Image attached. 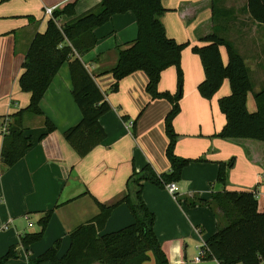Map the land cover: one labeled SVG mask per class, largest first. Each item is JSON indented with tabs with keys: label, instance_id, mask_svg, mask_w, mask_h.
<instances>
[{
	"label": "crops",
	"instance_id": "obj_1",
	"mask_svg": "<svg viewBox=\"0 0 264 264\" xmlns=\"http://www.w3.org/2000/svg\"><path fill=\"white\" fill-rule=\"evenodd\" d=\"M74 3L75 16L61 17L60 27L95 9L101 0H0V117L12 116L30 103V94L21 90L19 80L30 45L39 33L46 31L51 19L44 14L45 9L63 10ZM162 4L166 13L161 21L167 35L180 44H189L181 59L185 86L181 113L174 121L180 137L175 153L194 160L205 157L207 162H193L185 168L176 198L167 188L147 183L142 198L155 215L154 232L169 264H219L197 258L205 243L227 222L208 207L190 208L185 200L200 197L210 202L213 193L222 190L215 185L219 163L235 158L226 189H256L259 209L264 211V149L216 137L227 122L219 101L231 95V85L226 80L212 100L202 98L198 87L205 80V71L193 48L208 45L205 39L217 31L244 57L250 75H254V90L259 92L264 88V26L251 20L246 0H216V6L213 0H162ZM215 11L220 14L215 15ZM95 36L97 45L83 57V62L112 107L100 120L107 138L86 158H80L65 140V132L81 121L82 114L72 95L69 67L64 66L41 103L45 116L25 118L26 134L33 139L26 156L12 168L0 159V258L13 247L18 255L5 264H35L59 240L62 246L58 256L64 257L72 232L98 216L96 201L113 206L123 200L134 170L139 172L151 165L158 174L170 172L165 155V119L171 111L170 103L151 99L143 72L123 79L117 93L111 91L115 82L111 71L119 62L117 48L130 46L138 37L134 13L115 15L95 30ZM220 52L224 65H228L227 49L220 47ZM159 90L176 93L175 67L163 72ZM247 108L251 113L257 111L253 93L248 95ZM46 118L55 124L56 131L40 140L47 133ZM134 120L137 137L130 126ZM2 146L0 134V154ZM245 148L250 149V157ZM49 211L53 213L42 240L22 246L25 235L41 232L40 220ZM133 223L128 205L120 204L101 235ZM149 258L143 264H156L153 253H149Z\"/></svg>",
	"mask_w": 264,
	"mask_h": 264
},
{
	"label": "trees",
	"instance_id": "obj_2",
	"mask_svg": "<svg viewBox=\"0 0 264 264\" xmlns=\"http://www.w3.org/2000/svg\"><path fill=\"white\" fill-rule=\"evenodd\" d=\"M213 3L216 6V0ZM75 8L74 3L55 11L46 31L39 33L30 45L19 80L21 90L30 94V103L12 116L0 117V120L10 121L8 131L3 135L1 161L12 168L26 156L33 139L26 134L25 118L27 115L45 116L41 103L55 77L66 65L73 84L72 95L82 119L65 132V140L80 158H86L106 140L107 133L100 120L112 111V107L85 66L83 57L97 45L96 29L106 25L115 15L133 12L137 20L138 37L130 46L117 48L119 62L111 71L115 79L111 91L117 93L123 79L143 72L148 78L146 91L151 99L170 103L171 111L165 119L168 139L165 155L170 163V172L158 174L151 165L139 172L134 170L127 181V194L123 200L113 206L96 201L98 216L72 232L70 248L64 257L58 256L62 246L59 240L35 264H143L150 259V252L156 264H169L154 232L155 215L146 206L142 193L146 183L161 189L171 183L179 184L183 171L192 162H207L205 157L193 161L175 153L180 137L175 131L174 121L181 113L180 102L184 97L185 86L181 59L189 44H180L167 35L161 21L166 13L162 0H101L95 9L60 27L58 20L63 16H75ZM246 10L253 22L264 26V0H246ZM216 14L220 13L215 11ZM205 41L208 45L193 48L205 71V80L198 87L201 97L212 100L226 80H229L232 90L231 95L219 101L227 122L216 137L230 142H243L248 148L264 149V88L255 92L248 64L232 42L217 31ZM220 47L228 51V65L223 63ZM171 67L177 70V91L174 94L160 92L162 74ZM250 93L254 94L257 104L254 113L247 108ZM45 126L47 133L40 140L56 131L55 124L48 118ZM133 129L136 137V123ZM248 148L245 149L250 157ZM235 163V158L219 163L215 185L222 190H216L210 202L195 197L186 199L185 203L190 208L208 207L215 215L221 214L227 222L201 248V251L206 252V260H216L219 264H264V211L259 209L257 190L234 192L226 189L229 173ZM120 204L128 205L134 223L117 232L101 235L113 210ZM52 213L47 212L40 220L41 232L22 238V246L27 247L42 240ZM17 256L16 248L13 247L0 258V264Z\"/></svg>",
	"mask_w": 264,
	"mask_h": 264
},
{
	"label": "built area",
	"instance_id": "obj_3",
	"mask_svg": "<svg viewBox=\"0 0 264 264\" xmlns=\"http://www.w3.org/2000/svg\"><path fill=\"white\" fill-rule=\"evenodd\" d=\"M54 12H55V8H46L45 9V15L48 18H53ZM9 124H10V121L8 119L0 120V134L1 135H5L7 133ZM166 188L171 195H173L175 198L177 197L178 184L171 183V184L167 185ZM205 256H206V252L202 251L200 256L197 258V261H200Z\"/></svg>",
	"mask_w": 264,
	"mask_h": 264
},
{
	"label": "rangeland",
	"instance_id": "obj_4",
	"mask_svg": "<svg viewBox=\"0 0 264 264\" xmlns=\"http://www.w3.org/2000/svg\"><path fill=\"white\" fill-rule=\"evenodd\" d=\"M44 14H45V12H44ZM251 79H252V81H254V75H251ZM220 108V107H219ZM135 123H137V120H134L133 121V124L132 125H130L132 128L134 127V124ZM137 125V124H136ZM133 133H134V129H133ZM138 136V130H137V127H136V137ZM220 139V138H219ZM185 159H190V160H193V161H196V160H194V159H191V158H185ZM193 163V162H192ZM191 163V164H192Z\"/></svg>",
	"mask_w": 264,
	"mask_h": 264
}]
</instances>
